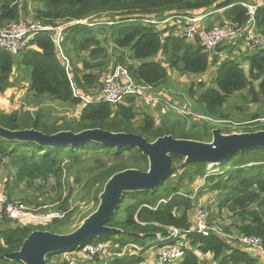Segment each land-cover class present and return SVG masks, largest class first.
Returning <instances> with one entry per match:
<instances>
[{
	"label": "trees",
	"instance_id": "obj_1",
	"mask_svg": "<svg viewBox=\"0 0 264 264\" xmlns=\"http://www.w3.org/2000/svg\"><path fill=\"white\" fill-rule=\"evenodd\" d=\"M37 1L42 8L35 10L34 21L48 26L68 23L62 33L61 46L67 58L72 56L80 63L81 70L70 68L68 73L51 38L39 35L20 55L0 52V94L10 86L16 67H23L31 74L26 95L31 97L33 106L38 107L43 98H48L76 111L73 118L51 121L39 110L26 111L22 115L5 114L0 110V127L9 131L35 130L47 136L100 129L139 135L150 143L164 136L199 142L210 140V131L214 127L193 123L188 128L180 117L167 113L160 115L158 124L155 114L143 113L139 124L133 126L139 116L135 99L128 98L120 105L97 102L95 97L101 87V74L112 59L113 67H126L135 84L151 90L167 82L168 70L197 76L213 67L216 89H205L196 97L191 87L188 96L193 100L196 98V104L201 105L207 115L227 120L228 116L221 112L226 100L234 93L246 91L243 101L263 108L262 113L252 114L248 121L263 118L264 48L251 44L245 46L244 33L252 30L264 40V5L257 7L254 15L250 16L240 4H255L256 1ZM25 8L26 4L21 0H0V30L21 22ZM211 10L221 11L209 17L212 19L207 28L215 24L227 25L238 32L236 38L219 44L212 52H207L197 37L178 38L176 26L171 23L163 27L144 23L145 19L163 20L178 15L191 17ZM79 21L86 24L75 23ZM157 57L161 61H156ZM236 110L242 112V107ZM225 128L229 130L223 134L250 133L264 131V124L260 128L242 127V130ZM87 154H101L104 158L95 160V175L86 184L87 193L94 198L95 209L105 183L114 174L127 169L145 172L148 168L147 159L134 148L115 149L92 142L49 147L0 138V173L5 170L3 176L0 174V184L8 202H16L23 208H26L25 204L38 209L49 206L52 210L47 211L66 214L73 194L65 181L66 172L71 164H77ZM171 160L173 174L154 192L123 195L118 209L106 224L119 232L96 241L109 243L117 251L130 244L139 250L130 249L107 264H148L144 257L146 251L154 246L163 248L179 242H182L184 256L177 264H200L196 252L210 254L215 264H258V258L243 248L238 238L257 237L264 249V149L236 153L228 164L214 166L210 170L206 164H185L183 159L175 156ZM197 180L202 184L196 191L190 190L187 186L194 185ZM22 186L31 191L33 197L21 198L17 202L16 192ZM205 193L212 197L206 208L198 204L197 199ZM39 196L44 200L39 201ZM198 208L205 209L210 217L215 210L219 216L230 215L234 222L223 227L221 234L212 231L203 236L192 230ZM63 223L52 220L47 230L34 229L19 226L3 216L0 222V264H22L7 261L4 256L17 252L31 232L40 230L59 234L55 232L56 228H61ZM170 227L178 230L181 237L158 240V234L167 237V228ZM53 256L47 255L46 262L50 263ZM259 256L262 263L263 256ZM100 263L96 258L95 264Z\"/></svg>",
	"mask_w": 264,
	"mask_h": 264
},
{
	"label": "water",
	"instance_id": "obj_2",
	"mask_svg": "<svg viewBox=\"0 0 264 264\" xmlns=\"http://www.w3.org/2000/svg\"><path fill=\"white\" fill-rule=\"evenodd\" d=\"M0 138L49 147L76 146L92 142L115 149L134 148L148 162L145 172L127 169L114 174L105 183L95 211L74 231L67 234L33 231L17 252L4 256L7 261L22 264H50L46 262L47 255L80 250L87 243L116 235L119 230L106 224L118 209L123 195L132 192H154L173 174L172 156L183 159L185 164L197 162L222 166L228 164L236 153L264 149V131L223 134L220 129L211 131L209 143L174 139L172 136H164L150 143L139 135L111 133L100 129L77 134L59 132L47 136L35 130L9 131L0 127ZM250 251L256 253L254 250Z\"/></svg>",
	"mask_w": 264,
	"mask_h": 264
},
{
	"label": "built area",
	"instance_id": "obj_3",
	"mask_svg": "<svg viewBox=\"0 0 264 264\" xmlns=\"http://www.w3.org/2000/svg\"><path fill=\"white\" fill-rule=\"evenodd\" d=\"M241 6L247 9L250 16L254 15L255 9L264 5V0H259L255 4H244ZM221 10H211L202 14L194 16H170L163 20L145 19L144 23L148 25H157L163 27L168 24L176 26L175 34L178 38L192 39L197 37L207 52H212L219 44L233 40L236 38L238 32L233 28L224 26H214L207 29L203 26V23L208 17L213 14L220 13ZM78 24H86L84 21L75 22ZM68 23L48 26L42 25L37 21H27L12 23L8 27L0 30V52H6L8 54L17 56L22 54L30 44V42L39 35H46L51 38L57 53L61 60L67 65V59L62 54L61 42L62 33ZM92 26L93 24H87ZM245 46H255L264 48V40L254 34L252 30L244 33ZM67 70V69H66ZM101 87L99 96L96 98L97 102L109 103L112 105L124 104L128 98L135 99L136 103H141L148 106H156L161 103V99L150 95L146 92L149 88L137 85L129 76V72L126 67L115 66L111 68L105 75L100 78ZM84 102H88L87 99L80 97ZM151 105V106H150ZM170 106V105H169ZM175 105H171L173 107ZM225 127L230 129L239 128L245 125L236 124L229 121L222 122ZM253 123L264 124V118H259L253 121ZM214 166L207 165V169L210 170ZM196 191V190H195ZM194 195L191 196L193 199ZM63 213L47 211V212H30L23 207H20L17 203L8 202V198L3 191V186L0 185V222L3 216H6L11 221L17 223L22 227H44L48 225L52 220L60 219L63 217ZM209 213L205 209L198 208L195 212L193 219V229L198 234L207 236L209 232H216L221 234L222 230L219 228H209L208 218ZM198 218V219H197ZM167 237L163 238L157 235L158 240H165L169 238L177 239L180 233L175 228H167ZM240 245L249 246L256 251H259L264 257V249L259 238L250 236H241L238 238ZM130 249L139 250L135 245H127L120 251L111 248L108 244L102 242H91L86 244L82 249L71 252H63L54 254L51 259V264H95L96 258L99 259L100 264H107V262L113 258L122 257L126 251ZM254 250V251H255ZM184 256V251L181 245H172L159 248L154 257L153 264H173L180 261Z\"/></svg>",
	"mask_w": 264,
	"mask_h": 264
},
{
	"label": "rangeland",
	"instance_id": "obj_4",
	"mask_svg": "<svg viewBox=\"0 0 264 264\" xmlns=\"http://www.w3.org/2000/svg\"><path fill=\"white\" fill-rule=\"evenodd\" d=\"M251 2H254L255 0H250ZM259 1V0H257ZM22 3L26 4V10L23 13L22 22L27 21H34L33 16H35V10L41 9L42 5L37 0H21ZM218 26V25H213ZM208 29V28H207ZM62 49V46H61ZM63 56L67 59V65H65V69H67V72H70V68H75L77 70H81V65L77 61H74V57L67 58L63 52V49L61 50ZM59 56V55H58ZM156 61H161L159 57L155 58ZM73 62V65H72ZM114 59H112L110 65L106 69V71L101 74V77L105 75L113 66ZM72 65V67H71ZM16 71L13 73V77L11 80L10 86L2 93L0 94V110L4 112L5 114H18L22 115L26 111L34 112L35 110H39L45 114V117H47L49 120L54 121L62 118H73L74 113L76 110H74L73 107H70L68 105H62L59 102L52 101L48 98H43L40 102V104L36 106L32 105L31 97L26 95V88H29L30 86V72L23 67H16ZM216 68V67H215ZM215 69L209 68V70L202 75H181L177 70H168V80L166 83L162 84L159 87L154 88L150 92L146 91L148 94L153 95L155 97L160 98L162 101L160 104H157L156 106H151L150 108L145 107L141 104L136 103L137 109H138V117L133 123V126H137L141 120V116L143 113H149L155 116L156 124H158V120L160 115L167 113L172 114L175 116L180 117L186 124V126L189 128L193 123H198L201 126H207V127H214V129H220L222 132H226L225 125H223L222 122L224 121H230V122H237L242 123V127H250V128H260L262 124L260 123H253L252 120L248 121L249 116L255 113H262L263 108L262 106L250 102L243 101L246 98V91H242L239 93H234L231 95L223 105L221 112L222 114H226L228 117L227 120H221L217 117H211L207 115L201 108V105H197L195 102V99H191L188 96V90L192 87L196 93V97L205 89H216L215 83L213 80L215 79ZM198 84H202L201 87L198 86ZM100 92V89H98V93ZM167 100L169 105H175L173 107H170L167 105L165 100ZM239 106L242 107V112H239L236 110L239 108ZM159 109V112L157 111ZM157 112V113H156ZM186 115H188L186 117ZM262 117V116H261ZM264 118V116H263ZM239 121V122H238ZM242 127H239V130H242ZM213 130V129H212ZM211 130V131H212ZM211 131H210V140L208 142L203 143H209L211 142ZM104 159L102 155L98 154H87L86 157H83L80 159L81 161L77 164H71L68 168V171L65 175V181L68 185L71 186L73 194L70 199L68 212L63 215L58 220L59 222H64L61 228H56V233L59 234H67L72 231H74L79 224L82 223L84 220V216H86L90 211L95 209L94 204V198L90 197L87 193L86 184L89 183V181L92 179V177L95 175L93 174V171L95 170L96 164L95 160ZM106 162H108V159H105ZM104 160V162H105ZM218 167V166H217ZM5 173V170H1V175ZM3 176V175H2ZM202 184V181L197 180L195 184L192 186L188 185L187 187L190 190H195L198 188L197 186H200ZM1 185V184H0ZM97 188V186L95 187ZM17 199L15 201L19 202L21 198L25 197H33V194L31 191L25 190L24 187H20V190L16 192ZM36 197V196H35ZM39 201H43L41 196H39ZM198 204L202 205L203 207H208L210 200L212 199L211 194L205 193L203 195H199L197 197ZM16 203V202H14ZM26 210L30 212H35L33 210L38 211L39 213L41 210H46L42 212H47V210H52L51 207H44V208H36L34 205H28L25 204ZM214 215H208L207 222L208 227L211 228H219L222 230L223 227H227L230 224L234 222L233 218L230 215L223 214L222 216L217 215V212L213 213ZM198 219V218H197ZM50 224V223H49ZM48 224V225H49ZM44 227H36L34 229H44L47 230V226ZM108 244L111 248H114L109 243ZM177 245H182V242H179ZM241 246L244 248H247L249 250H255L249 246H244L241 244ZM157 248V249H156ZM159 247H152L148 251L144 253V257L147 258L148 255L153 254L154 250H158ZM256 251V250H255ZM196 254L199 257L200 264H214V262L210 259L211 257L205 258L208 254H200L196 252ZM256 258H258V264H264V261L262 263L259 262V255L263 256L261 253H256ZM54 257V256H53ZM52 257V258H53ZM51 258V259H52ZM264 260V257H262ZM154 263V262H153ZM177 264V262L173 263Z\"/></svg>",
	"mask_w": 264,
	"mask_h": 264
},
{
	"label": "crops",
	"instance_id": "obj_5",
	"mask_svg": "<svg viewBox=\"0 0 264 264\" xmlns=\"http://www.w3.org/2000/svg\"><path fill=\"white\" fill-rule=\"evenodd\" d=\"M255 1L257 2V0H255ZM255 1H254V2H255ZM213 15H214V14H213ZM211 16H212V15H211ZM208 18H209V17H208ZM208 18H207L206 21L203 23V26L206 27V28H207V26H208V24H209L208 22H210V19H212V18H209V19H208ZM208 29H210V28H208ZM100 86H101V85H100ZM146 91L150 92L151 89H149V90L147 89ZM98 96H99V94H98L95 98H97ZM167 100H168V99H166L165 102H166L167 105L169 106ZM138 104H141V103H138ZM141 105H143V104H141ZM143 106L148 107V106H146V105H143ZM170 106H171V105H170ZM148 108H149V107H148ZM156 249H157V248H156ZM156 252H157V250H154L153 254L148 255L147 258L145 257V259H146L145 261H146L148 264H153V262H154V257H155ZM250 252H252V251H250ZM252 253H253V252H252ZM256 253H257V252H256ZM256 253H253L254 256H257ZM196 255H197V254H196ZM197 256H198V255H197ZM210 257L212 258V256H211L210 254H208V255H206L205 258H208V259H209ZM211 260H212V259H210V261H211ZM199 261H200V260H199ZM212 261H213V260H212ZM213 262H214V261H213ZM214 264H215V262H214Z\"/></svg>",
	"mask_w": 264,
	"mask_h": 264
}]
</instances>
